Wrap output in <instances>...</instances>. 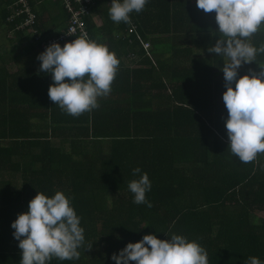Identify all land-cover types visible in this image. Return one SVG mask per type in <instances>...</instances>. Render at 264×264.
I'll use <instances>...</instances> for the list:
<instances>
[{"label": "trees", "instance_id": "trees-1", "mask_svg": "<svg viewBox=\"0 0 264 264\" xmlns=\"http://www.w3.org/2000/svg\"><path fill=\"white\" fill-rule=\"evenodd\" d=\"M13 2L0 0V264H20L10 224L36 192L56 191L71 200L85 239L79 259L49 264H114V253L146 234L196 241L208 264H245L249 256L264 264V153L242 163L227 148L220 70L227 58L208 52L221 36L215 13L195 0H149L130 23H115L111 0H95L90 35L118 55L119 66L99 108L72 117L49 99L51 76L37 78L24 63L9 73L25 58L10 50L28 59L43 52L6 21ZM50 4L54 12L34 7L43 43L69 27L62 2ZM248 40L264 44V24ZM259 67L264 54L238 74ZM135 167L148 174L151 208L133 203Z\"/></svg>", "mask_w": 264, "mask_h": 264}, {"label": "clouds", "instance_id": "clouds-1", "mask_svg": "<svg viewBox=\"0 0 264 264\" xmlns=\"http://www.w3.org/2000/svg\"><path fill=\"white\" fill-rule=\"evenodd\" d=\"M148 2L111 0L109 18L115 23H130V14L140 13ZM195 3L197 9L215 13L216 32L221 34L208 52L227 58L220 69L225 88L222 101L227 111L224 120L227 148L240 162H253L258 154L264 153V68L259 67V72L249 69L242 76L238 69L254 63L258 54H264V44L256 47L248 40L264 24V0H195ZM36 59L40 62L39 70L50 74L53 81L47 92L49 99L72 117L99 108L98 98L110 94L119 66L114 52L86 34L62 47L52 43ZM132 175L139 177L128 183L133 203L151 208L146 199L151 190L148 174L135 167ZM10 227L21 250L20 264H49L53 258L79 259L84 229L71 200L62 191L52 196L36 192L27 211L18 214ZM111 259L114 264H208L202 246L176 234L167 239L143 235L139 241L127 243ZM245 264L262 262L249 256Z\"/></svg>", "mask_w": 264, "mask_h": 264}, {"label": "built area", "instance_id": "built-area-1", "mask_svg": "<svg viewBox=\"0 0 264 264\" xmlns=\"http://www.w3.org/2000/svg\"><path fill=\"white\" fill-rule=\"evenodd\" d=\"M52 0H14L10 6V14L6 21L16 22V32L25 33L35 44H40L42 51L52 43H58L61 47L75 38L86 34L92 40L89 27L88 18L90 17L92 7L95 0H59L62 2L64 10H66L69 17V27L64 33L53 40L46 43L41 41V37L36 32L37 14L34 7L41 6L44 2ZM135 28H131L129 33L132 35ZM147 50L148 46H143Z\"/></svg>", "mask_w": 264, "mask_h": 264}, {"label": "crops", "instance_id": "crops-1", "mask_svg": "<svg viewBox=\"0 0 264 264\" xmlns=\"http://www.w3.org/2000/svg\"><path fill=\"white\" fill-rule=\"evenodd\" d=\"M50 2H52V1H48V2L46 1L42 5H44V6L47 5L48 9L54 12V7L50 4ZM98 23H99V26H102V24H103V22L100 18H98ZM92 40H93V38H92ZM9 52H10V54H13L14 57H18L20 55H23L22 57H25V58H18L17 60H15V64L14 63L10 64L9 69H8L10 74H14L17 72L18 63L19 64L24 63L25 65L30 66L34 70V74L37 78L38 77L45 78L46 76H50V74H46V73L41 72L39 70L40 62L36 59V57L38 56V53H33V58L28 59L27 56L30 53L22 52L21 50H16V51L10 50ZM116 57H118L117 54H116ZM120 61H123V60H120ZM127 61H129V60H127ZM132 62H133V60H132Z\"/></svg>", "mask_w": 264, "mask_h": 264}, {"label": "rangeland", "instance_id": "rangeland-1", "mask_svg": "<svg viewBox=\"0 0 264 264\" xmlns=\"http://www.w3.org/2000/svg\"><path fill=\"white\" fill-rule=\"evenodd\" d=\"M150 50V48H147V51H149ZM137 61V60H136ZM260 217H262V218H264V213H261V214H258ZM87 259H88V257H87Z\"/></svg>", "mask_w": 264, "mask_h": 264}]
</instances>
